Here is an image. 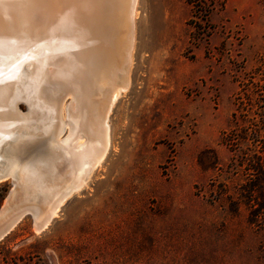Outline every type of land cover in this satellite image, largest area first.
<instances>
[{
  "label": "rangeland",
  "instance_id": "374dc122",
  "mask_svg": "<svg viewBox=\"0 0 264 264\" xmlns=\"http://www.w3.org/2000/svg\"><path fill=\"white\" fill-rule=\"evenodd\" d=\"M136 1L129 86L109 112L105 157L37 231L44 196L71 177L55 139L69 136L70 126L83 132L80 142L91 138L86 129L103 98L100 86L121 72L115 45L125 47V21L115 22L104 42L106 75L89 78L92 107L76 105L80 112L62 91L63 132L28 148L16 158L14 176L0 181V224L25 213L0 238V264H264L263 234L248 206L242 201L232 210L246 173L242 163L229 166L222 139L239 83L253 75L264 82V0ZM18 107L27 110L24 101ZM242 116L238 111L235 120ZM29 167L39 169L40 181L28 176Z\"/></svg>",
  "mask_w": 264,
  "mask_h": 264
},
{
  "label": "bare ground",
  "instance_id": "6f19581e",
  "mask_svg": "<svg viewBox=\"0 0 264 264\" xmlns=\"http://www.w3.org/2000/svg\"><path fill=\"white\" fill-rule=\"evenodd\" d=\"M136 2L137 1L135 0V4ZM127 3L129 4V0H93L95 26L93 31L92 49L89 50L88 61L81 60V57H78V59L77 56L76 58H73V55L72 58H69V60L64 58V60L60 61H47L44 59L21 64L0 61V168L4 170H13L15 164L18 163L16 162V158L20 155L24 157L25 154L23 155L22 153L33 146V143L35 141L38 143L47 136L53 137L61 132L63 122L60 119L59 111L61 98L60 96L64 93H62V91L69 90L78 92L80 94L79 102H77V104H74V106L76 107L77 105L78 108L80 107L81 111L83 109L82 103L89 104L93 100L92 97H94L95 93L93 94V96H91V86L86 85L85 82L89 80L91 76H94L95 74L97 76V71L99 74H102L99 79H102V77L106 75V68L105 64H103L104 61L102 59L104 58L103 56H105L106 54L108 55V53L107 47H105L104 45L106 44L104 43V40L110 37L109 33L111 32L109 31L111 30V26L115 24V22L122 23L125 21L129 25V19L127 16V13L129 11H127L126 8L128 7V10L130 8ZM135 4L132 7L133 14L136 11ZM117 45L119 47L117 48V54L118 56H120V60L118 58L117 61L119 60L121 62L123 59L124 49L122 44V46H120V43H117L115 46ZM115 48L116 47H114V49ZM114 49H112V51ZM61 51L63 52L62 55H65L67 53L66 48H62ZM75 53H77V50ZM114 74L117 75L116 73ZM105 86L102 88L100 86L99 94L102 93L101 96L103 98L101 99V103L99 100L100 104L97 107L93 106L95 107L92 110L94 111V113L91 114V119H88L89 129L87 128L86 130H88L91 135L89 141H79L80 139H85V137L81 138L83 132L82 134H79V129H77L76 127H73V134H70L69 136L67 135L62 140L55 139L59 143V145L55 143L56 146L58 145L59 147H61L60 150H63V152L65 153V155L64 153L62 154L64 155V158L66 159V162L70 168V170H68L70 171V173H68L71 177L69 178V181L67 180L68 183L65 184L66 186L63 187V190L60 189L53 196L51 194L49 196H44L46 206H43L45 207V210L42 209V211L37 206L39 208H37L39 212L41 210L42 212L40 213H44L42 216H40L37 211V217H40V219L39 217L37 219L38 222L35 223L37 231L44 229L50 223L53 217L57 215L58 210L60 209L63 202L74 192L80 190L85 185L89 175L101 163L108 151L110 144L108 115L115 101L116 95L119 94L121 90H126L129 86V82L128 80H126L119 86L114 87L112 92L110 91L111 100L109 102V106L107 107V112L103 116V108L105 105L104 91H106ZM96 92H98V90ZM99 97H96L95 95V99ZM21 101H24L26 103L27 110L25 112H22L18 107V103ZM71 105H73V103ZM86 107L88 106H85V108ZM68 109L70 110V108L67 107V111ZM74 109L75 108H73V110ZM80 109L77 110L80 111ZM70 112L71 110L68 111V113ZM88 115L90 116V114ZM88 115H86V118H88ZM65 127H63V129ZM70 127L72 128V126ZM87 132L86 136L88 134ZM46 147L45 149H47ZM40 150H42V148ZM46 151L48 152V150ZM100 152L101 155L100 157H98V154H100ZM25 170L28 173L29 177L32 174L36 175V177L39 176L38 168L29 167ZM37 180L40 181L39 177L37 178ZM37 184L39 185V182H37ZM30 205L31 203L29 204V206ZM21 211L13 217H9V215L4 216L6 217V219L2 224H0V232L6 228L10 229L23 215L24 212Z\"/></svg>",
  "mask_w": 264,
  "mask_h": 264
},
{
  "label": "water",
  "instance_id": "95a60500",
  "mask_svg": "<svg viewBox=\"0 0 264 264\" xmlns=\"http://www.w3.org/2000/svg\"><path fill=\"white\" fill-rule=\"evenodd\" d=\"M134 4L135 0H129V4L127 3L130 8L128 10L127 7L129 25L121 72L117 73L118 81L114 79L115 74H111L105 87L103 116L107 112L114 87L127 80L126 67L130 61L133 43L131 14ZM93 7V0H0V61L14 64L44 59L60 61L64 58L69 60L72 55L73 58L77 56L88 61L95 26ZM62 48L67 49L65 55H62ZM90 83L91 79L85 82L86 85H91ZM70 94L71 104L73 102L77 104L80 94L75 91H70ZM70 131V134L74 133L72 128ZM36 143L35 141L33 145ZM100 155L101 152L98 157ZM12 176L13 170L0 168V181ZM8 230L7 228L2 230L0 238Z\"/></svg>",
  "mask_w": 264,
  "mask_h": 264
},
{
  "label": "trees",
  "instance_id": "16d2710c",
  "mask_svg": "<svg viewBox=\"0 0 264 264\" xmlns=\"http://www.w3.org/2000/svg\"><path fill=\"white\" fill-rule=\"evenodd\" d=\"M234 104L232 125L222 139L231 152L229 166L238 169L244 164L246 181L242 185V199L233 201L232 210L237 212L241 202L246 203L249 221L264 238V82L255 75L241 81ZM238 111L243 116L237 121ZM261 245L264 251V241Z\"/></svg>",
  "mask_w": 264,
  "mask_h": 264
}]
</instances>
